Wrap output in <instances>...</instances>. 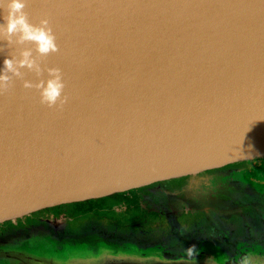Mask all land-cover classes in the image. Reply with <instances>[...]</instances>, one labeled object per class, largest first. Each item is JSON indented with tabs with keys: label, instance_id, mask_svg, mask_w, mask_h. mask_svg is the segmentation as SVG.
<instances>
[{
	"label": "water",
	"instance_id": "95a60500",
	"mask_svg": "<svg viewBox=\"0 0 264 264\" xmlns=\"http://www.w3.org/2000/svg\"><path fill=\"white\" fill-rule=\"evenodd\" d=\"M6 5L0 6V15ZM56 52L0 90V224L264 158V0H27ZM32 48L0 36V62ZM62 69L66 103L38 81ZM14 264H225L204 256L3 250ZM247 264H264L250 255ZM252 262V263H251Z\"/></svg>",
	"mask_w": 264,
	"mask_h": 264
},
{
	"label": "flooded vegetation",
	"instance_id": "af4514ba",
	"mask_svg": "<svg viewBox=\"0 0 264 264\" xmlns=\"http://www.w3.org/2000/svg\"><path fill=\"white\" fill-rule=\"evenodd\" d=\"M262 159L78 202L84 204L73 212L60 205L5 222L0 224V252L23 250L57 259L100 253L206 255L243 264L250 253L264 255ZM257 170L261 177L251 175ZM236 172H244L249 182H240ZM196 214L207 216L208 223ZM19 238L30 239L29 244ZM34 243L46 246L37 249ZM51 247H58V254ZM0 260L14 264L1 255Z\"/></svg>",
	"mask_w": 264,
	"mask_h": 264
},
{
	"label": "clouds",
	"instance_id": "9594fccd",
	"mask_svg": "<svg viewBox=\"0 0 264 264\" xmlns=\"http://www.w3.org/2000/svg\"><path fill=\"white\" fill-rule=\"evenodd\" d=\"M26 3L27 0H0V6L6 5L0 15V36L6 38L9 43L15 41L22 44L31 41L38 55L33 54L32 48H22L18 56H4L0 62V90L10 89L14 78H23L25 69L39 75L44 69L38 56H46L59 48L49 20L43 18L39 23H32L25 11ZM46 71L47 76L38 81L23 79L24 87L37 88L40 102L50 107L66 103L68 98L65 96L62 69L50 66Z\"/></svg>",
	"mask_w": 264,
	"mask_h": 264
},
{
	"label": "rangeland",
	"instance_id": "374dc122",
	"mask_svg": "<svg viewBox=\"0 0 264 264\" xmlns=\"http://www.w3.org/2000/svg\"><path fill=\"white\" fill-rule=\"evenodd\" d=\"M262 161L264 162V160L262 159ZM252 174L251 175H254L255 174V176L254 177H261V171H252L251 172ZM226 177V176H225ZM235 178H237V179H239L240 180V182H245V183H247V182H249V178H248V176L243 172V173H240V172H236L235 173ZM207 185V184H206ZM206 185H204V186H206ZM208 186V185H207ZM167 197H168V199H170L171 197L167 194ZM172 200V199H171ZM173 201V200H172ZM182 204H183V202H182ZM188 205V203H185V204H183V207H185V206H187ZM82 206V205H81ZM80 206V207H81ZM79 207V208H80ZM182 206H178L177 207V210L178 209H180ZM61 209V210H68V211H75V210H77V208H78V205L77 204H69V205H63V206H60V207H58V209ZM151 208H152V205H151ZM176 208V207H175ZM176 210V209H175ZM196 217H197V220H201V221H203L202 223H205V221L207 222V216L205 217V216H203L202 214H196L195 215ZM61 223H63V222H61ZM208 223V222H207ZM63 225H61V226H59V227H62ZM23 238V237H22ZM22 238H19V240H23V241H21V242H23L24 244H29V241H30V239H22ZM18 240V239H17ZM18 240V241H19ZM39 242H41V241H39ZM17 243H19V242H17ZM55 243V242H54ZM88 244H91V242H87ZM37 245H35V243H34V247H37V249H39V248H45V246H46V244L45 243H36ZM85 245V244H84ZM52 248V247H51ZM57 249H59L58 247H53L52 248V251L55 253V254H58L57 252H55V251H58ZM4 250H7V249H4ZM46 250H48L49 251V249H46ZM27 252V251H26ZM31 254H34V253H31ZM101 254V253H100ZM119 254H121V253H119ZM129 254H134V253H129ZM256 254H258V253H250L247 257H246V260H243L242 261V263L243 264H247V263H250V262H248V259H249V256L250 255H256ZM34 255H36V254H34ZM37 256H41V255H37ZM166 256H169V254H166ZM171 256V255H170ZM44 257H46V256H44ZM47 257H49V256H47ZM208 257H210V256H208ZM49 258H53V259H57V258H55V257H49ZM64 258H66V257H64ZM64 258H62V259H64ZM212 258V257H211ZM58 260H60V259H58ZM0 261H3V260H0ZM4 262V261H3ZM5 263V262H4ZM252 263V262H251Z\"/></svg>",
	"mask_w": 264,
	"mask_h": 264
},
{
	"label": "trees",
	"instance_id": "16d2710c",
	"mask_svg": "<svg viewBox=\"0 0 264 264\" xmlns=\"http://www.w3.org/2000/svg\"><path fill=\"white\" fill-rule=\"evenodd\" d=\"M82 204H84V203H78L77 205H78V206H81Z\"/></svg>",
	"mask_w": 264,
	"mask_h": 264
}]
</instances>
